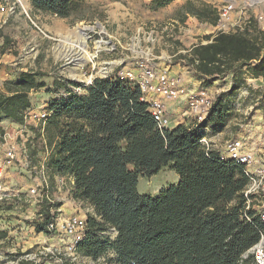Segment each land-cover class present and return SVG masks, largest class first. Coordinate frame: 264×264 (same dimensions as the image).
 Listing matches in <instances>:
<instances>
[{"label": "trees", "instance_id": "16d2710c", "mask_svg": "<svg viewBox=\"0 0 264 264\" xmlns=\"http://www.w3.org/2000/svg\"><path fill=\"white\" fill-rule=\"evenodd\" d=\"M85 1L29 0L30 13L81 22L86 20ZM172 1L153 0L152 6L161 8ZM189 17L214 26L218 10L188 0L175 19L184 24ZM0 39L3 56L9 40L1 32ZM204 39L210 40L211 35ZM263 49L264 36L254 29L220 33L179 55L205 88L228 76L234 79L231 90L216 97L199 127L183 124L160 130L139 88L119 78L95 79L85 94L70 90L68 97L52 101L43 133L44 148L50 152L48 166L60 176L73 178V197L94 210L78 247L82 255L97 260L113 251L117 264H255L248 252L260 241L264 224L255 215L250 222L242 219L248 179L241 166L223 160L200 140L203 128L218 133L226 126L228 99L238 90V79L243 81L247 72L264 79ZM254 60L261 61L250 66ZM45 76L28 70L3 83L0 133L5 120L24 124V114L32 107L30 94L47 86ZM36 148L33 156L39 151ZM168 167L178 175L176 184L157 195L140 194V177H152ZM42 215L50 218L48 211ZM111 228L117 231L114 239ZM37 232L47 233L43 224ZM7 237L0 228V243Z\"/></svg>", "mask_w": 264, "mask_h": 264}, {"label": "rangeland", "instance_id": "374dc122", "mask_svg": "<svg viewBox=\"0 0 264 264\" xmlns=\"http://www.w3.org/2000/svg\"><path fill=\"white\" fill-rule=\"evenodd\" d=\"M187 1L173 0L164 7L154 8L151 0H86L85 11L82 13L86 20L78 22L74 17L62 19L49 14L32 16L29 0L26 2V7L20 0H0V32L9 40L6 53L0 55V87L5 81L17 79L19 73L23 71L34 70L44 73L47 86L30 94L32 107L42 110L50 106L53 100L61 99L63 95L68 94L70 90L79 95L85 94L86 88L91 86L95 79L119 78V73L134 70L136 61L147 58L148 55L154 57V63L158 65L169 66L174 72H183L185 61L180 60L179 55L185 54L186 50L191 49L201 41L200 39L208 35L205 27L199 29L200 22H196L197 28H192L187 33L184 29L186 25L175 19V13ZM196 1L221 5L225 0ZM99 25L104 27L105 32L99 29ZM78 26L95 28L93 31H87L89 51L92 54L96 51L97 41L107 42L103 46L106 49L101 51L93 62H88L84 66L81 65L78 57L74 61L66 59L69 53L76 57L80 50L76 48L74 42L77 40L74 30ZM134 43L137 44L136 52L132 50ZM3 45L4 40L0 39V48ZM103 68L106 69V74L101 73ZM185 78L189 88L193 85L203 86L200 79L191 73L185 72ZM88 79L90 82H87ZM233 83L232 76L214 82L211 87L215 98L220 93L231 90ZM238 83H240L238 90L228 99L230 115L226 126L218 133H213L211 129L206 132L205 135L209 140L225 144L227 141L245 136L249 132L246 125L264 114V83L257 81L254 82L255 88L249 87L245 76L243 81L238 79ZM179 106L185 107V101H180ZM258 110L261 112H256ZM168 113L174 118L177 115ZM4 127L5 131H13L20 126L10 120L4 124ZM44 140L39 122L24 127L23 137L19 141L26 145L28 151L31 148L32 152L29 151L32 158L31 167L18 168L8 178L11 192L24 193L39 176L40 163L47 155ZM35 148L39 151L33 156ZM3 151L4 149L0 147V158L3 156ZM44 169L46 176L49 177L50 191L57 195L54 180L56 173L47 162ZM178 181V175L168 167L152 177H140L138 190L140 194L157 195L163 188ZM17 197L0 201V212L6 218V221L0 220V228L12 234L11 238L7 237L0 243V249L5 254L0 259V264H16L31 245L29 239L34 237L32 230H29V219L20 216L25 215L24 213L29 209L28 203ZM45 207V204H41L37 208L43 214ZM12 219H18L20 223L16 225ZM35 250L32 249L34 252ZM106 257L110 262L116 263L114 261L116 254L113 251H109ZM38 264L55 263L42 261ZM64 264L71 263L65 261Z\"/></svg>", "mask_w": 264, "mask_h": 264}, {"label": "built area", "instance_id": "2783aa9c", "mask_svg": "<svg viewBox=\"0 0 264 264\" xmlns=\"http://www.w3.org/2000/svg\"><path fill=\"white\" fill-rule=\"evenodd\" d=\"M223 2L221 5H214L218 10L216 25L198 23L202 28L207 29L208 35H211L210 40H201L203 44L211 42L213 37L220 33H252L254 29H257L264 36V0H225ZM26 14L29 16L27 11ZM263 57L264 49L261 58ZM154 60L155 58L151 55H148L147 58H140L136 61L134 70L119 73V79L127 80L139 88L142 93L141 99L148 104L149 111L160 130L172 128L176 124H185L191 127L202 125L216 100L212 87L205 88L193 85L189 88L185 78V72L191 73L189 66L184 64L183 72H174L169 66L158 65L154 63ZM260 61L254 60L250 66H255ZM244 76L247 78L249 87L255 88L254 82L257 81L264 83L263 78H254L249 72L245 73ZM199 81L202 82L201 79ZM68 96L69 93L63 95L62 98ZM180 101H185V107L174 118L168 113L169 105H178ZM256 112H261V110ZM51 115L49 106L42 110L30 108L24 114L23 125H19L20 127L13 131L0 133V147L4 149L3 156L0 158V201L10 200L11 197L15 196H18L17 199L19 200H26L29 209L24 213L25 215L20 216L29 219V230H32L34 234V237L29 239L32 242L27 247L29 252L26 250V253L16 264H23L24 261L33 264L42 261H50L55 264H64L65 261L71 264H116L110 262L106 256L93 260L78 251V247L87 233L88 215L94 214V210L81 212L80 209L73 206V212L67 213L61 207H56L57 195L51 193L49 177L46 176L44 169L50 152L47 151L46 158L40 163L39 176L30 188L24 193L21 191L14 193L9 188L8 178L12 176L15 170L31 167L32 158L29 151L26 145L19 141L23 137L24 127L39 122L40 132L43 136L45 125ZM263 120L264 114L246 125L249 132L245 136L227 141L222 146L213 147L205 134H202L200 142L207 149L217 150L223 160L233 161L243 168L248 183L243 191L245 201L242 219L250 222L251 216L255 215L264 224ZM203 129L208 132L210 130L208 127ZM44 143L46 144V140ZM66 187V177L61 176L58 180L57 194L64 193ZM59 201L64 203L67 199H59ZM41 204L46 205L45 211H48L50 215L48 220L37 208ZM13 222L16 225L20 223L18 219L13 220ZM39 224L45 226L47 233L37 232ZM109 234L114 239L117 236L116 229L111 228ZM11 237L12 234L9 233L8 238ZM34 248L36 249L35 252L32 251ZM248 253L254 255L255 264H264V232L260 241ZM4 255L0 249V259ZM247 256L248 254L245 257Z\"/></svg>", "mask_w": 264, "mask_h": 264}, {"label": "crops", "instance_id": "0c3cea01", "mask_svg": "<svg viewBox=\"0 0 264 264\" xmlns=\"http://www.w3.org/2000/svg\"><path fill=\"white\" fill-rule=\"evenodd\" d=\"M151 1H153V0H151ZM191 22H192V24H191ZM196 22H199V21L196 18H194V17H189L187 19V21L184 23V25H186V27L184 29L187 31V33H189L192 28H197L198 24ZM195 24H197V25H195ZM187 25H189V26H187ZM201 28L202 27L200 26L199 29H201ZM200 40H202V39H200ZM197 43H199V42H197ZM31 108H33V107H31ZM182 108H184V107L179 106V104L178 105L170 104L169 105V112H171L173 114H178L182 110ZM7 122H10V120H5L3 123H1V127L3 128L4 131H5L4 124L7 123ZM177 125H179V124H176L175 126H177ZM175 126H173V127H175ZM206 132H208V131H204L203 134H206ZM210 143H211V145L213 147L222 146L224 144V143L218 142L216 140H213V141L210 140ZM60 177L61 176L58 173H56V175L54 176V180H55V183H56V188L58 187V180H59ZM66 180H67V184H68L69 187L68 188L66 187L67 189H66V191L64 193L60 192V193L57 194L58 202L56 203V207H59V208L61 207L62 210H64L67 213L73 212V210H74L73 206H76L77 209H80L81 212L88 211V210H93V207L91 205L86 204L83 201L76 200L73 197V195H72V190H73V185H74L73 178L66 177ZM59 199H67V201L63 203V202L59 201ZM1 215H2V213L0 212V216ZM3 216L4 215H2V217ZM1 220L2 221H6V218L3 217V218H1ZM12 220H15V219H12ZM3 230L5 231V229H3Z\"/></svg>", "mask_w": 264, "mask_h": 264}, {"label": "bare ground", "instance_id": "6f19581e", "mask_svg": "<svg viewBox=\"0 0 264 264\" xmlns=\"http://www.w3.org/2000/svg\"><path fill=\"white\" fill-rule=\"evenodd\" d=\"M20 2L26 7V0H20ZM95 28L91 27V28H83L81 26H78L77 28H75L74 32H75V36L77 38L75 42L76 44V48L80 49L77 52H75V54L77 53V56L74 57L72 55V53H69L66 55V59L67 60H70V61H74L77 57L78 60L81 61V65L84 66L85 64H87L88 62H93V60L98 56V54L103 51L104 49H106V47H103L104 44H107L106 41L104 40H99L96 42V51L94 54H92L90 51H89V43H88V39H89V34L87 33L88 30H91L93 31ZM99 29L102 31V32H105V29L104 27L100 26L99 25ZM136 47H137V44L134 43L132 45V50L136 52ZM113 64H118V62H113ZM102 74H106V69L103 68L102 71H101ZM87 82H90V79L87 80Z\"/></svg>", "mask_w": 264, "mask_h": 264}, {"label": "water", "instance_id": "95a60500", "mask_svg": "<svg viewBox=\"0 0 264 264\" xmlns=\"http://www.w3.org/2000/svg\"><path fill=\"white\" fill-rule=\"evenodd\" d=\"M28 1V0H27Z\"/></svg>", "mask_w": 264, "mask_h": 264}]
</instances>
